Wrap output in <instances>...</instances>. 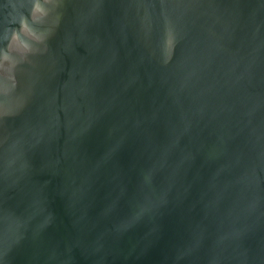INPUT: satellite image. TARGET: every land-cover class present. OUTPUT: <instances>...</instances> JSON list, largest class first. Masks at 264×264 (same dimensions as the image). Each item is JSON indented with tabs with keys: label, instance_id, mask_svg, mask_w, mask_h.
<instances>
[{
	"label": "water",
	"instance_id": "water-1",
	"mask_svg": "<svg viewBox=\"0 0 264 264\" xmlns=\"http://www.w3.org/2000/svg\"><path fill=\"white\" fill-rule=\"evenodd\" d=\"M0 264H264V0H0Z\"/></svg>",
	"mask_w": 264,
	"mask_h": 264
}]
</instances>
